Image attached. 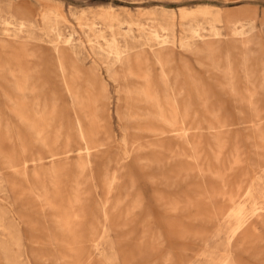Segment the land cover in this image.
Returning a JSON list of instances; mask_svg holds the SVG:
<instances>
[{"label":"rangeland","instance_id":"1","mask_svg":"<svg viewBox=\"0 0 264 264\" xmlns=\"http://www.w3.org/2000/svg\"><path fill=\"white\" fill-rule=\"evenodd\" d=\"M0 264H264V0H0Z\"/></svg>","mask_w":264,"mask_h":264}]
</instances>
